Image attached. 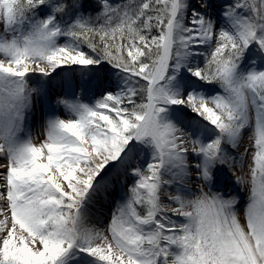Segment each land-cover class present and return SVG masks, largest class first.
I'll return each mask as SVG.
<instances>
[{
    "label": "snow or ice",
    "instance_id": "6c2138e0",
    "mask_svg": "<svg viewBox=\"0 0 264 264\" xmlns=\"http://www.w3.org/2000/svg\"><path fill=\"white\" fill-rule=\"evenodd\" d=\"M0 24V264H264V0H0ZM60 68L99 96L59 100L74 118L36 146L21 133ZM128 180L111 239L85 227ZM172 186L193 198L169 212Z\"/></svg>",
    "mask_w": 264,
    "mask_h": 264
},
{
    "label": "bare ground",
    "instance_id": "6f19581e",
    "mask_svg": "<svg viewBox=\"0 0 264 264\" xmlns=\"http://www.w3.org/2000/svg\"><path fill=\"white\" fill-rule=\"evenodd\" d=\"M193 3H195V0H193ZM2 58V56H0ZM35 67V66H32ZM41 67H47L45 65L41 64ZM62 68L58 69L55 73H59V71H61ZM77 73H80V69L76 68ZM37 77H39L38 75H35ZM40 78V77H39ZM41 79V78H40ZM105 80H108L107 75H105L104 77ZM70 81V78L67 79ZM61 83V80L59 79L57 82H51L49 87H56L58 86V84ZM45 101H41L40 103H36V104H32V108L30 110V116L28 121H26L25 124V131L23 133H21V138L22 139H27L29 137H31V142L38 146L39 144H41V142H43V140H46L45 138V134H46V122H47V117H45V110L43 108V104ZM184 113L186 118L189 119H196L195 114L191 113L187 108L184 109ZM250 132H245L244 137H243V143L239 149V151L237 152L236 150H231V154L233 156L237 157V160L241 159V154L244 153L245 148L248 145V140L247 137L249 136ZM36 136V137H35ZM35 137V138H34ZM191 148V145H189V149ZM247 155L243 156V160H244V164L243 167H241L239 164L235 165L230 172V176H229V185H235V180L236 177H242L243 179L245 178V160L247 159ZM7 161H0V163H6ZM0 171H3V169H0ZM245 180V179H244ZM189 181H186V186L188 188L192 189V186L190 187V185L188 184ZM195 183V182H194ZM0 184H3V181L0 180ZM244 184L242 185H237L236 187L241 188V193L240 195L244 196L243 194H245V188H243ZM114 191H110L107 195L103 196L102 199H98L95 206L92 207L88 213L87 219L85 221V227L87 228H91L93 230H99L101 232H103L104 235L109 236L110 235L107 233L106 227L107 223L106 219H107V212H104V206H110L113 203V198H114ZM169 194L171 195H177L180 194L182 196H184L185 198L191 199V196L188 195V193L186 192H181V193H177L175 186H172L170 188H166L162 193H161V203L167 206V210L170 212L172 208L176 207L177 205L175 204H170L169 200H168V196ZM0 208H4L5 213L8 215L9 217V225L11 223V217H10V211H8V206L6 204L5 201H0ZM0 219H3V216H0Z\"/></svg>",
    "mask_w": 264,
    "mask_h": 264
},
{
    "label": "rangeland",
    "instance_id": "374dc122",
    "mask_svg": "<svg viewBox=\"0 0 264 264\" xmlns=\"http://www.w3.org/2000/svg\"><path fill=\"white\" fill-rule=\"evenodd\" d=\"M121 2H123V0H113V3H121ZM217 27H219V25ZM3 32H4V27H3L2 24H0V34H3ZM60 43L63 44L64 40L61 39ZM85 51H88V50L85 49ZM0 56H2V55H0ZM200 59H201V66H202L203 65V57H201ZM42 65H45V64H42ZM32 66H35V65H32ZM65 74H67V75L71 74L70 75L72 77L70 79L71 81L67 80V78H60L59 77V76L65 75ZM57 77L58 78H56V77L53 78V81L57 82L59 79L61 80V83H59L58 86H59V89L61 87V89H63L65 91V94L62 91H59V90L49 91L48 90V86L51 83L49 81L46 84L45 93L43 95H41L40 97H37V96L34 95L33 99H32V104L33 103L34 104L40 103L42 99H44L46 101V103H44V107L46 108L45 109L46 113H44V114H45V117H47V118L49 116H57L60 119H64V120H68V119L74 118V116L72 114H70L65 109L63 104L58 103L59 100H73L76 97H80L82 102H84V103H92L99 96V90H96V89L89 90L87 93H82L81 92V88H80V85L82 83L81 73L79 74V73H77L75 71H73V72L70 71V72H66V73H59V75ZM39 79H40L39 77L33 75L32 78L28 80L29 86L30 87H37L38 86L37 81ZM105 82H107V80H105ZM141 83H143V82H141ZM67 88H70L69 92H67ZM93 93H95V94H93ZM47 109H50V111H47ZM187 119H189V118H187ZM45 138H46V134H45ZM247 140H248L247 148L249 149V151H248L247 159L245 160V171H244L245 178L244 179H245V181H250L249 165L252 162L251 161V153H252L253 149L250 147L251 141L249 140V136L247 137ZM44 141L45 140H43V142ZM189 163H192V161L190 160ZM229 174H230V172L228 171V173H227L228 177L230 176ZM194 182H195L194 180H189L188 184L190 186L194 187V188L192 187L193 195H199V190L197 188V183L196 182L194 183ZM131 183H132V181L128 180L127 184H125V186L123 187L122 190L118 186L116 188V190L114 191L115 194H114V198L112 200L113 201L112 205H110L108 207L104 206V211L108 213L107 214V219H106V222H105V223H107V226H108V224H109V222L111 220L113 212L116 211V209H117L118 202L121 201V199H122L121 192L126 195L127 191H128V187L127 186L130 185ZM236 186L237 185H232L231 186V185L228 184L229 188L235 187L239 191V194H240L241 193V188H238ZM243 186H244L243 188H245V194H243L244 196L240 195L242 197V202H241V206H240V208L238 210V215L241 218V223H244V221L246 220L244 209H245V206H246V203H247V198H248L249 189H250L251 185H250V183H244ZM205 191H207V189H205ZM233 194H236V193L234 192ZM191 198H193V196H191ZM107 229H108V227H106V230ZM107 233L110 235L108 230H107ZM109 239H111V237Z\"/></svg>",
    "mask_w": 264,
    "mask_h": 264
}]
</instances>
